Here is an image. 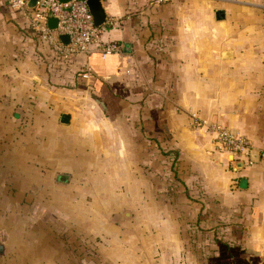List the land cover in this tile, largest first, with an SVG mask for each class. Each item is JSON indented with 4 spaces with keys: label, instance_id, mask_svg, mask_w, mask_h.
Wrapping results in <instances>:
<instances>
[{
    "label": "rangeland",
    "instance_id": "obj_1",
    "mask_svg": "<svg viewBox=\"0 0 264 264\" xmlns=\"http://www.w3.org/2000/svg\"><path fill=\"white\" fill-rule=\"evenodd\" d=\"M174 1L199 10L163 12L169 22L157 17L156 37L164 31V41L155 36L147 40L143 68L140 61L135 69L129 52L121 59L126 63L120 70L124 102L134 97L131 86L141 88L131 99L134 105L126 107L132 118L134 113L139 118L129 122L118 117L122 107L102 96L91 68L76 58L70 67L57 60L50 71L41 60V92L35 90L31 100L26 93L19 119L0 120V264H179L174 251L188 247L187 237L180 231L181 221L168 215L161 184L153 190L145 172V74L160 76L159 58L154 57L166 47V36L175 39L182 19L183 35H193L195 16L202 35L250 50L249 66L257 75L251 77H264V0ZM216 8L226 9L225 21L217 24L212 22ZM0 12L14 31L26 30L23 16L5 8ZM84 71L90 73L87 78ZM23 81L25 86L30 79ZM62 113L71 115L69 125L60 123ZM156 154L161 155L159 150Z\"/></svg>",
    "mask_w": 264,
    "mask_h": 264
},
{
    "label": "crops",
    "instance_id": "obj_2",
    "mask_svg": "<svg viewBox=\"0 0 264 264\" xmlns=\"http://www.w3.org/2000/svg\"><path fill=\"white\" fill-rule=\"evenodd\" d=\"M102 3L106 22L101 38L124 46V52L130 54V63L135 60V69L140 61L139 67H144L142 59L147 40L159 34L157 17L169 22L163 12L199 10V6L174 0H102ZM2 8L23 16L9 7ZM216 9H224L226 13L225 8ZM22 19L20 22L26 30L14 31L6 23L7 16L0 12V120L12 116L19 119L18 111L25 105L26 93L31 100L35 90L41 92L40 61L47 63L49 71L55 70L57 63L49 47L30 29L27 18ZM152 19L155 25L151 24ZM225 19L216 21L214 16L212 22L217 24ZM182 20L184 23L172 36L175 39L171 41L165 35L166 47L157 56L154 54V59L159 58L160 67L156 71L160 76L145 74V93L141 96L148 124L144 133L148 152L145 172L150 174L147 177L153 190L161 184V195L171 209L168 215H175L181 221L180 231L187 237L188 247L183 252L179 247L174 251L175 259L180 258L179 264H264V162L260 154L254 155V159L250 153L239 158L221 150L214 137L205 128L195 126L192 119L195 115L220 123L244 135L254 150L261 151L264 148V77H251L256 74L251 73L249 66L250 50L244 52L236 46L222 45V38L202 35L201 21L195 16L192 18L194 33L185 37L186 20ZM164 34L162 31L156 38L164 41ZM225 51H230L232 56L226 58ZM122 57L110 55L103 59L94 51L73 60L77 58L78 64L91 68L93 78L103 80L122 107L118 117L131 122L139 117L134 113L132 118L126 107L130 109L134 105L131 99H137L141 88L131 86L129 91L134 97H129L130 103L124 102L120 70L126 63ZM72 63L64 65L70 67ZM24 78L30 79L25 86ZM31 102L35 104L34 100ZM62 114L70 116L68 123H62L69 125L71 115ZM158 171L161 176L164 171L167 178L158 176ZM161 179L165 180L160 183Z\"/></svg>",
    "mask_w": 264,
    "mask_h": 264
},
{
    "label": "built area",
    "instance_id": "obj_3",
    "mask_svg": "<svg viewBox=\"0 0 264 264\" xmlns=\"http://www.w3.org/2000/svg\"><path fill=\"white\" fill-rule=\"evenodd\" d=\"M29 1L0 0V6L9 7L25 16L37 39L46 44L58 58L70 60L77 55L94 51L103 59L110 55H124L120 43L102 40L103 26H95L85 0H35L34 6H29ZM50 17L57 20L56 29L48 27L47 20ZM59 35H66L69 42H62ZM89 74L84 71L82 76L87 78ZM192 119L197 127L205 128V131L214 137L221 150L235 157H246L253 149L248 138L220 123L207 121L195 115H192ZM260 158L264 162V148L260 151Z\"/></svg>",
    "mask_w": 264,
    "mask_h": 264
},
{
    "label": "water",
    "instance_id": "obj_4",
    "mask_svg": "<svg viewBox=\"0 0 264 264\" xmlns=\"http://www.w3.org/2000/svg\"><path fill=\"white\" fill-rule=\"evenodd\" d=\"M61 1H67V0H61ZM85 1L87 4V7L89 9V12L91 13V15L93 17L95 26H97V27L103 26L104 23L106 22V12L104 10L102 0H85ZM28 5L34 6L35 0H30ZM214 16H215L216 21L224 20L226 17L225 10L224 9H216L214 12ZM56 23H57V20L53 17H50L47 20V25L51 29H56ZM58 37L64 43L69 42V38L66 35H59ZM224 56L226 58H230L232 56V53L230 51H225ZM69 119H70L69 115L62 114L61 118H60V122L61 123H68ZM259 154H260V151H257L254 149L250 150V156L252 159H254V155L258 156ZM230 158L232 159L233 156L231 155ZM239 164L241 165L242 163L239 162ZM62 179H63V177H62Z\"/></svg>",
    "mask_w": 264,
    "mask_h": 264
},
{
    "label": "trees",
    "instance_id": "obj_5",
    "mask_svg": "<svg viewBox=\"0 0 264 264\" xmlns=\"http://www.w3.org/2000/svg\"><path fill=\"white\" fill-rule=\"evenodd\" d=\"M1 7H3V6H1ZM110 41H113V40H110ZM124 51H125V49H124ZM55 57H56L57 60H60V62H62V63H71L73 61V58L70 59V60H63V59L58 58L57 56H55ZM94 80H95L94 81L95 87L97 89L99 88L98 90H101L103 97H107V98H110V99H113V100H117V97L109 92V90L107 89L106 85L101 80H97V78H94Z\"/></svg>",
    "mask_w": 264,
    "mask_h": 264
},
{
    "label": "flooded vegetation",
    "instance_id": "obj_6",
    "mask_svg": "<svg viewBox=\"0 0 264 264\" xmlns=\"http://www.w3.org/2000/svg\"><path fill=\"white\" fill-rule=\"evenodd\" d=\"M60 179H61V180H64V177H63V179H62V176H61Z\"/></svg>",
    "mask_w": 264,
    "mask_h": 264
}]
</instances>
